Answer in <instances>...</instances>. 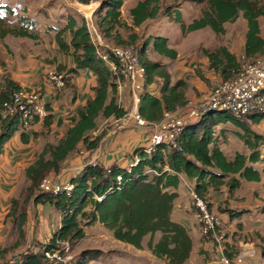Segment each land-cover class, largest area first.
<instances>
[{
  "label": "trees",
  "instance_id": "16d2710c",
  "mask_svg": "<svg viewBox=\"0 0 264 264\" xmlns=\"http://www.w3.org/2000/svg\"><path fill=\"white\" fill-rule=\"evenodd\" d=\"M77 1L90 4L93 0ZM198 1L207 2L209 7V10L203 11L200 19L187 25L180 12L176 13L175 21L183 30L194 31L210 26L216 33H224L223 24L236 21L242 13L247 23L244 55L256 61L257 56L264 54V36L259 22V18L264 15L261 0ZM160 2L161 0L139 1L130 10L134 24L140 25L147 18L158 16ZM123 3L124 0H102L94 15L99 14L100 27L105 37L113 38L117 46H135L139 38L136 33H132L128 39H123L119 32L113 33L117 26L123 25ZM166 10L169 13V7ZM9 32L35 37L22 26L3 29L0 38ZM65 32L70 33V41L65 39ZM56 39L61 52L71 55L75 62V67L58 66L60 71L66 73V85H69L80 69H89L97 78V85L93 88L95 95L85 105L78 107L71 117L73 125L64 136L57 143H46L35 161L26 167L25 174L29 182L22 201L19 198L11 200L9 216L18 219L19 237L16 245L26 238L24 225L28 219L27 206L31 204L50 205L59 211L60 226L47 241L33 243L29 250L20 252L14 261L4 264H56L45 257V250L61 249L64 242L73 245L85 238L87 226L96 223L109 229L115 239L137 249H143V241L149 235L148 248L156 257L167 259L170 264H184L193 250V239L187 227L172 217L175 200L179 197V186L183 179L189 180L195 191L207 198L211 189L220 190L225 186L232 194L242 186L243 180L260 182L264 166L259 169L256 164L264 163L260 149L264 136L252 130L245 119L258 123L264 118V113L241 118L223 110L201 112L198 120L184 126L176 146L159 144L153 153L138 146L130 153L132 160L128 166L119 162L105 166L99 160L95 163L86 161L80 172L69 179L73 184L70 193L46 192L40 187L42 179L60 173L65 161L78 150L79 145L91 153L99 147L104 132L94 133L98 130L101 119L121 118L128 112L118 98L119 82L125 78L115 73L110 63L97 53L84 17L68 15L66 25L58 30ZM136 49L139 60L145 67L144 85L138 103L141 116L148 121H159L165 111L185 107V81L180 79L172 83L167 69L159 61L149 57L152 50L175 59L177 51L169 46V39L150 35ZM202 51L210 60V68L219 72L223 79L232 77L241 69V61L226 46H219L214 50L203 48ZM110 60L118 63L114 57H110ZM153 84H157L159 94L151 90ZM22 88L8 76L1 84L0 154L4 145L20 130L22 142H30L31 135L21 127L22 117L19 112L5 117L1 114L4 104L15 91ZM46 108L50 111L48 103ZM52 118L50 113L44 118L45 126H50ZM222 124L224 126L218 130L217 127ZM226 124L244 140L250 149L249 154L238 151L233 157H229L224 153L218 143L221 136L227 133ZM210 203L212 206V202ZM18 205L24 207L22 211H18ZM157 233H161V236L155 240ZM2 251L7 249H0ZM98 254L97 250L84 251L76 264H89ZM226 255L231 259L236 256L229 248L226 249Z\"/></svg>",
  "mask_w": 264,
  "mask_h": 264
},
{
  "label": "rangeland",
  "instance_id": "374dc122",
  "mask_svg": "<svg viewBox=\"0 0 264 264\" xmlns=\"http://www.w3.org/2000/svg\"><path fill=\"white\" fill-rule=\"evenodd\" d=\"M101 1L93 0L89 4L92 6L91 13L86 15L85 11L82 10V6H86V4L77 0H0V32L5 28L14 29L24 26L35 35V37H24L9 32L5 37L0 38V81L7 76H12L11 73H19L22 70L33 72L34 75H37V78L46 76L49 81V72H59L58 66L61 64L66 67L69 66L73 58L71 55L61 52L56 39L58 30L66 25L68 15L83 16L90 28L93 25V21L97 31L105 41L106 37L99 23L100 16L99 14L94 16V12L99 8ZM138 1L140 0H126L123 8V18L129 26L122 28L120 31L127 39L133 33L130 30V28H133L130 10ZM261 1L264 4V0ZM160 7L161 10L157 19L149 21L142 27L143 32L141 31V33L143 36L137 40L135 47L148 35H166L170 40V45L176 47L182 53L181 60L171 61L160 56H154L151 59L159 61L167 68L172 75L173 81L183 79L189 85L188 104L200 108L202 103L205 102L206 94L201 93L196 87L194 88V84L191 82L197 72L193 74L192 69H190V60L198 61L196 65L199 75L206 76L209 73L208 65L205 63L200 64L199 62L200 58L201 61L204 59L202 49H214L230 42L229 44H232V48L238 54L242 64L252 62L253 59L247 58L241 48V41L246 31V23L240 16L235 22L225 24L226 33L222 35L215 34L210 29L202 32H190L183 30L173 16L168 14L167 7L172 11L181 9L184 20L188 24L201 15V12L207 8V2L198 0H161ZM260 24L264 34V15L260 18ZM133 30L140 33L137 28H133ZM65 39L69 40V34H66ZM106 40L111 43L104 42L108 46H117L112 41ZM262 58L263 55L257 60ZM33 64L36 67H33ZM212 83L214 84L212 81L209 82L211 85ZM51 85L54 91L52 95L57 98H64L68 94L77 98L78 89L75 84L73 85L72 83L71 85L69 83V85H66L65 82V86L61 90H57L53 84ZM129 86L130 83L125 87L127 90L118 96L120 103L126 106L128 112L134 107L132 89L130 86L129 91ZM31 89L38 90L44 94L43 88L32 87ZM196 97L197 100H194ZM214 116H217V113H214ZM245 120L248 121L251 129L255 126V130L258 133L264 134V118L258 123H252L249 118ZM102 121L104 119L100 120V122ZM115 124L112 120L103 122V126L106 129L114 127ZM227 127L226 135L222 136L218 143L224 153L228 156H232L236 151L240 150L248 153L249 150L244 140L231 130L232 127ZM217 129L219 130L220 126ZM54 130H56L55 127ZM137 131L138 140L142 144H146L149 133L144 132L143 129ZM57 134L58 132H53L51 138L53 143L58 139ZM261 143L263 144L260 147L264 150V140ZM40 144L43 145L44 143ZM83 150L85 148L81 145L78 148V152ZM71 165V163H67L63 168ZM256 167L259 169L263 168L260 164H256ZM49 176L58 177V174ZM28 182L26 175L23 174L17 184L16 192L19 193L21 191L20 193H23L20 196V202L25 194V187ZM188 183L193 184L191 181ZM207 198L212 202L213 210L223 222L220 233L225 236L229 250L233 251L237 256L243 249L241 245L246 244L250 248H254L255 255L245 257V264H264V173L259 183L243 181L242 186L232 194L228 192L225 186H222L220 190L211 189ZM23 208L22 205H18V211H22ZM27 213L28 219L24 228L27 231L25 235L28 238L21 240L20 245L12 244L17 239L16 237L19 236L16 229L18 219L15 218L16 223H14L12 235L0 246L1 250L7 249V251L0 252V264L14 261L20 252L29 250L33 243H42L48 240L47 223L43 224L42 218H46L48 223L52 225L55 217H51L46 209L40 208L39 210L37 206L33 207L31 205L27 206ZM173 217L187 227L193 239L194 247L198 250V253H193L188 264H198L197 261L199 259L201 264H213L209 263L213 260L221 264L216 243L212 238L204 236L201 231L193 198L184 183L180 187V196L176 200V209L173 212ZM160 235L161 233H157L155 240H158ZM148 240L149 235L143 241V249H137L128 243L115 239L109 229L101 223H96L87 226L85 238L73 245L69 244V249L65 251L63 256L67 258L66 264H76L84 251L97 250L99 251L98 257L91 260L89 264H170L167 259L158 258L151 252L148 248ZM205 244H207L212 253L203 249ZM204 253H208L206 257L200 256V254Z\"/></svg>",
  "mask_w": 264,
  "mask_h": 264
},
{
  "label": "crops",
  "instance_id": "0c3cea01",
  "mask_svg": "<svg viewBox=\"0 0 264 264\" xmlns=\"http://www.w3.org/2000/svg\"><path fill=\"white\" fill-rule=\"evenodd\" d=\"M125 2H126V0H124L123 6L121 8V20H122L123 25L117 26L116 29L113 31V33L119 32L121 34V36L123 37V39H127V38L124 36V34L120 30L122 28H126L129 26L127 21L123 18V8L125 5ZM138 3H139V1L137 2V4ZM137 4L134 7H136ZM86 5H88V4H86ZM205 10H209L208 4H207V8L204 9L203 11H205ZM203 11L201 12V15L196 17L194 20L200 19L203 16ZM177 12H180V14L182 15V18L184 20L183 13H182L181 9H176L174 11L170 10L168 14L173 16V18L175 20V16H176ZM86 15H87V13H86ZM158 16H156L155 18H147L140 25H135L134 20H133V16L131 15L132 20H133L132 26H133V28H137V30H139L140 33L137 31H134L133 28H130V27L129 28H130V30H132L133 33H136L139 36L138 39H141L143 36V34L141 33L142 27L144 25H146L149 21L157 19ZM240 16L242 17V13L239 14L238 18ZM260 18H259V22H260ZM242 19L246 23V21L243 17H242ZM184 22H185V20H184ZM192 22H190V23H192ZM190 23H188V24H190ZM226 23H233V22H230V21L225 22L223 24L224 28H225ZM92 24L95 26L93 21H92ZM260 26H261V24H260ZM207 29H210L215 34H221L222 35V34L226 33V28H225L224 33H216L210 26H206L204 28H200V29H197L194 31L195 32H199V31L202 32V31H205ZM194 31H190V32H194ZM246 32H247V23H246V31H245L243 40L241 41V45H242L241 48L243 49V52H244V46H245V42H246ZM66 34H69V40H67V39L66 40L70 41V33L65 32L64 33L65 38H66ZM261 34H262V36H264V34L262 33V30H261ZM159 35L167 37L166 35H162V34L153 35V36H159ZM148 36H150V35H148ZM148 36L144 37V39L147 38ZM106 39L117 44L116 41L111 37H106ZM106 39H105V42L109 43ZM144 39H142V41ZM229 43H227V45H220V46H226L232 53H234L239 58V56L235 52L234 48H232V44H229ZM109 44H111V43H109ZM169 46L172 47L170 45V40H169ZM172 48H174L177 51V57L175 59H171V58L166 57L164 55H160V54H158L152 50L150 51L149 57L151 59V57L160 56L161 58L169 59L171 61H174L177 59L181 60V56H182L181 54L182 53L179 52L176 47H172ZM216 48H214V49H216ZM214 49H210V50H214ZM202 53H203V51H202ZM203 56H204L203 57L204 59L201 61V58H200L199 62H200V64L205 63L208 65V70H209L208 75H206V76L199 75L198 67L196 65L198 61L190 60L189 65H190V69H192V71H193V74H195L197 72V75L194 76L191 80V82L194 84V88L196 87V89H198L201 93L206 94L205 96H207L211 92L212 88L218 82H220L223 79V77L221 76V74L219 72L210 68L209 58L204 53H203ZM260 56L261 55L257 56V58H259ZM250 59H253V58H250ZM63 66H65V65H63ZM33 67H36V65L33 64ZM70 67H75L74 60L70 61L69 66H67V68H70ZM167 71L169 72V74L171 76L172 83H175L177 80L173 81V78H172L170 71L168 69H167ZM60 72H64V71H60ZM11 75L12 76H10V78H12L16 82H18L19 85L22 86L23 88L31 89L32 87H35V88H43L44 89L43 96H44L45 102L48 103L50 106L49 113L53 115V118H52V123L50 124V126H45L44 119H38L29 128L26 129L27 132L31 135V139H30L29 143H23L22 142L21 137H20L22 130H20V131L16 132L15 135L4 145V147L1 151V154H0V246L3 245V243L12 235L13 226H14V223H16L15 218L13 216H9V212L11 210V200H12V198H19L20 199V196L23 194V193H20L21 191L19 193H17L16 188H17V184H18L19 180L22 178V175L25 174L26 167H28L33 161H35L38 153H40L42 151V149L46 143H53L51 141V138L53 136V132L54 133L58 132V134H57L58 139L54 143H57L58 140L64 136L67 129L73 125L71 117L76 113V110L78 109V107L85 105L87 100L89 98H92L95 95L93 88L97 85L96 74L93 71H91L89 69H80L76 74H74V76L72 77L71 82H70L71 85L73 83V85L75 84L77 86V89H78L77 98H75V96H71L69 94L65 95L64 98L63 97L57 98L55 95H52L54 93V91L52 89V85H51L52 83L47 80L46 76L45 77L43 76V78H37V75H34L33 72L28 71V70H22L19 73L18 72L17 73H11ZM178 80H180V79H178ZM210 81L214 82V84L213 83H212V85L209 84ZM2 82H3V80L0 81V87H1ZM127 84H129V83L125 79L123 81L119 82L118 95H121L123 92H125L127 90V89H125V87H127ZM151 90L154 93L159 94L157 84H153L151 86ZM188 90H189V85L186 84L185 94H186V99H187V105H188V100H189ZM129 91H130V86H129ZM131 97H132V95H131ZM194 100H197V97L194 98ZM63 104L65 105L64 107H63ZM123 106L126 107L125 105H123ZM127 114H128V112L121 118H114V117L104 118V121L100 122L98 130L94 133L96 135L102 131L104 132V136L101 139L99 147L93 153L87 151L86 149L81 151V152H78V150L76 152H74L64 163V165H66L67 163H71L72 165L69 167L63 168L61 170V172L58 173L60 180L61 181L69 180L72 176H75L80 172L82 167L85 165L86 161L92 162L95 159H98L105 166H109L114 162H119V163H122V165H124V166H128L132 160V158L129 156L130 153H132L136 147L143 146L145 144V143L142 144V142H140V140H138V138H137L138 133H136V132H138L137 130L143 129L144 132H148V127L137 126L134 118L128 117ZM110 120H112L113 123H116V124L114 127L106 129L103 126V122L110 121ZM219 126L223 127L224 124L219 125ZM227 126L228 125L226 124L225 127H227ZM54 127L56 128V130H54ZM252 130L256 131L255 126L253 127ZM34 132H36L37 134L34 135L33 134ZM262 135L264 136V134H262ZM221 138H222V136H221ZM40 143H44V144L41 145ZM80 146L81 145H79V148H80ZM246 146H247V144H246ZM247 149L249 150L248 153L245 151H241V150H240V152L249 154L250 149L248 146H247ZM260 149H261V147H260ZM236 152H238V151H236ZM262 153L264 156V150H262ZM233 156H234V154L232 156H229V157H233ZM258 164H260L261 166H264V163H258ZM263 173H262V177H263ZM243 181H246V180H243ZM188 182H190V181L183 179L182 184L184 183L185 186L187 187V185L189 184ZM247 182H249V181H247ZM250 182H252V181H250ZM182 184L178 188L179 196H180V187L182 186ZM189 185H191V184H189ZM176 200H175L174 211L176 209ZM31 206H33V207L37 206V208L39 210H40V208H43L44 210L46 209L50 213L51 217L52 216L55 217V221L52 225H50L48 223L46 218H42V220L44 221L43 224L47 223V229L49 231V237L47 239H49L51 237V235L54 233V231L61 224V213L59 211H57L56 209H54L50 205H43V204L33 205V204H31ZM172 217H173V213H172ZM173 219H174V217H173ZM16 229L18 230V223L16 225ZM14 231H15V229H14ZM26 232L27 231H25V234H26ZM18 235H19V232H18ZM18 237H16L17 239L14 241V243H12L13 245L16 244ZM26 238H28L27 235H26ZM18 245H20V244H18ZM203 249L205 251L208 250L209 252L212 253L210 248L207 247V244H205ZM193 253H198V250L194 247V243H193V250L191 252V255H190L189 259L184 264H188V262L191 261L190 259L192 258ZM211 253H209V254L211 255ZM207 254L208 253H204L202 255L200 254V256L206 257ZM199 260L197 261V263L201 264V261H199ZM209 263L218 264L219 262L213 260Z\"/></svg>",
  "mask_w": 264,
  "mask_h": 264
},
{
  "label": "built area",
  "instance_id": "2783aa9c",
  "mask_svg": "<svg viewBox=\"0 0 264 264\" xmlns=\"http://www.w3.org/2000/svg\"><path fill=\"white\" fill-rule=\"evenodd\" d=\"M87 25L91 40L96 46L97 53L108 61L112 70L118 75L124 77L131 86L134 107L128 112V117L134 118L137 126L148 127L147 143L143 145L145 151L153 153L159 144L176 146L180 135L186 124L196 121L200 118L201 112L215 109L232 113L238 117H247L255 113H264V54L261 60L242 64L241 69L235 72L228 79H222L218 82L206 96L205 102L201 107L191 104L175 110L165 111L164 116L159 121H148L141 116L138 111L140 93L143 90L145 78V67L141 64L138 51L134 45L111 47L105 44L104 39L97 31L94 25ZM114 57L118 63L110 60ZM49 81L57 90L65 86L66 73L54 72L48 73ZM19 112L22 117V128H29L36 119H44L49 111L46 108V102L43 94L34 89L22 88L15 91L9 101H7L1 114L3 117ZM98 159L93 160L95 163ZM42 190L57 194L61 191L70 193L73 184L67 181H61L59 176H48L42 179L40 183ZM187 188L193 198L197 210L198 223L204 236L212 238L216 243L217 253L220 256L221 264H245V257L254 256V248L246 244L241 245L242 251L231 259L226 255V238L220 233L223 226L222 220L213 210L210 201L201 197L194 189L193 185H187ZM69 249V243H62L61 249L45 250L44 255L56 264H66L67 258L63 256Z\"/></svg>",
  "mask_w": 264,
  "mask_h": 264
},
{
  "label": "bare ground",
  "instance_id": "6f19581e",
  "mask_svg": "<svg viewBox=\"0 0 264 264\" xmlns=\"http://www.w3.org/2000/svg\"><path fill=\"white\" fill-rule=\"evenodd\" d=\"M91 8L92 6L89 4L86 6H82V10L85 11L84 13H87V14L91 13Z\"/></svg>",
  "mask_w": 264,
  "mask_h": 264
}]
</instances>
